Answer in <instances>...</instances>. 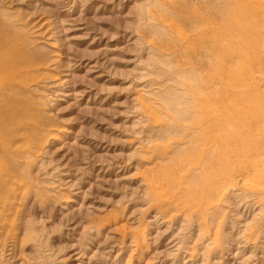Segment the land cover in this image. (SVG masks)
Instances as JSON below:
<instances>
[{
	"label": "rangeland",
	"instance_id": "obj_1",
	"mask_svg": "<svg viewBox=\"0 0 264 264\" xmlns=\"http://www.w3.org/2000/svg\"><path fill=\"white\" fill-rule=\"evenodd\" d=\"M252 1L0 0V264H264Z\"/></svg>",
	"mask_w": 264,
	"mask_h": 264
},
{
	"label": "bare ground",
	"instance_id": "obj_2",
	"mask_svg": "<svg viewBox=\"0 0 264 264\" xmlns=\"http://www.w3.org/2000/svg\"><path fill=\"white\" fill-rule=\"evenodd\" d=\"M250 1H252V0H250ZM237 3H238V2H237ZM252 3H253V1H252ZM256 4H257V3H256ZM239 5H240V3H239ZM239 5H238V6H239ZM254 5H255V3H254ZM241 6H242V5H241ZM241 6H240V7H241ZM246 6H247V5H246ZM258 6H259V5H258ZM260 6H261V5H260ZM262 6H263V5H262ZM253 8H254V7H253ZM255 8H256V7H255ZM259 8H260V7H259ZM249 9H250V8H249ZM256 9H257V8H256ZM241 10H243V9H241ZM257 10H258V9H257ZM257 10H256V11H257ZM260 10H262V9H260ZM250 11H251V10H250ZM253 11H255V10H253ZM254 15H255V14H254ZM210 90H211V89H210ZM206 91H207V90H206ZM200 97H201V96H200ZM212 98H213V97H212ZM208 103H209V102H208ZM205 104H206V103H205ZM214 105H217V104H214ZM236 105H237V104H236ZM241 105H242V104H241ZM208 106H210V105L208 104ZM211 106H212V104H211ZM206 107H207V106H206ZM218 107H219V106H218ZM238 107H239V104H238ZM200 108H201V107H200ZM208 108H209V107H207V109H208ZM214 108H216V107H214ZM214 108H213V109H214ZM223 108H224V107H223ZM233 108H234V107H233ZM240 108H241V107H240ZM240 108H239V109H240ZM205 109H206V108H205ZM205 109H204V110H205ZM209 109H210V108H209ZM228 109H229V108H228ZM230 109H232V108H230ZM239 109H238V110H239ZM246 109H247V108H246ZM222 110H223V109H222ZM222 110H221V111H222ZM238 110H237V111H238ZM205 111H206V110H205ZM223 111H224V110H223ZM227 111H228V110H227ZM240 111H241V109H240ZM215 113H216V112H215ZM227 114H228V113H227ZM235 114H236V113H235ZM207 115H208V114H207ZM218 115H220V114H218ZM224 115H225V113H224ZM233 115H234V114H233ZM234 116H236V117H234L235 120H236L238 117H237V115H234ZM238 116H240V115H238ZM217 120H218V119H217ZM220 121H221V120H220ZM223 121H224V120H223ZM216 122H217V121H216V119H215V123H216ZM228 122H229V121H228ZM233 122H234V121H233ZM229 123H230V122H229ZM229 123H228V124H229ZM231 123H232V121H231ZM215 125L218 126L217 124H215ZM228 135H229V133H228ZM228 135H227V137H229ZM244 138H245V137H244ZM227 139H230V138H227ZM221 140H222V139H221ZM237 140H238V139H237ZM245 140H246V139H245ZM247 142H248V141H247ZM223 143H224V142H223ZM242 143H243V142H242ZM217 144H218V143H217ZM243 146H245V145H243ZM247 146H248V145H247ZM245 148H246V147H245ZM243 149H244V148H243ZM245 150H246V149H245ZM256 150H257V149H256ZM242 151H243V150H242ZM231 152H232V151H231ZM244 152H245V151H244ZM259 152H260V150H259ZM257 153H258V151H257ZM259 154H260V153H259ZM255 159H256V158H255ZM259 162H260V161H259ZM261 163H262V162H261Z\"/></svg>",
	"mask_w": 264,
	"mask_h": 264
}]
</instances>
